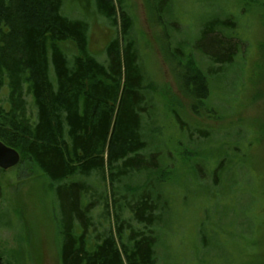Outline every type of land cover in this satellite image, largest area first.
<instances>
[{
    "label": "trees",
    "instance_id": "1",
    "mask_svg": "<svg viewBox=\"0 0 264 264\" xmlns=\"http://www.w3.org/2000/svg\"><path fill=\"white\" fill-rule=\"evenodd\" d=\"M124 1L91 0L96 13L117 33L107 44L102 63L88 50V22L63 15V0H0V88H8L9 103L7 111L0 107V141L19 153V176L37 175L49 186L54 201L62 202L63 195L67 200L56 231L59 264H158L155 248L174 219L173 198L165 188L172 177L180 176L177 160L186 174L199 181L210 179L212 189L232 183L229 196L216 202L212 194L215 207L209 195L197 207L202 214L196 226L199 249L194 250L198 264H264V226L258 221L264 210L256 204L258 198L264 203V176L254 182L252 171L258 170L248 161L254 144L251 131H225L220 139L211 140L216 144L213 152L206 148L204 155L199 152L193 159L184 139L195 132L206 140L211 131L182 118L217 121L233 111L239 100L233 98L236 84L227 82L224 87L222 82L235 68L243 80L249 46L242 27L248 13L264 25V0H203L224 8L219 14L199 13L195 44L166 35L167 48L178 46L171 55L164 49L162 53L167 54L174 84L187 106L167 95L168 90L151 91L132 35L133 16ZM233 5L237 7L232 9ZM65 42L77 51L71 58L61 47ZM226 87L234 91L230 101ZM25 96L31 98L34 119L27 116ZM153 96L156 105L149 102ZM226 101L228 109L222 106ZM160 113L173 122L176 135L166 136L158 128L149 134ZM172 142L174 149L187 151L175 155ZM243 171L250 180L240 179L236 187ZM93 173L103 182L108 176L110 205L105 193L99 197L106 210H112L113 226L91 240L87 230L97 200L93 182L86 179ZM141 174L143 179L131 181ZM78 176L84 179H75ZM240 195L256 201L250 197L252 202L238 206ZM240 208L247 209L246 214L235 215ZM125 211L129 219L121 217ZM0 264H8L1 252Z\"/></svg>",
    "mask_w": 264,
    "mask_h": 264
},
{
    "label": "rangeland",
    "instance_id": "2",
    "mask_svg": "<svg viewBox=\"0 0 264 264\" xmlns=\"http://www.w3.org/2000/svg\"><path fill=\"white\" fill-rule=\"evenodd\" d=\"M124 4L126 10L133 16L132 35L136 40L143 72L150 80L151 91L154 94V90H168L167 95L175 96L177 101H181L187 106V102L184 101L174 84L175 77L171 74L172 66L166 59L167 54L164 53V56L162 53L164 49L171 55L174 51L172 48L178 46L172 45L167 48L164 43L166 35L172 36L174 41L184 40L188 44H195L197 40L196 26L200 19V17L198 18L199 13L211 11L219 14L223 11V5L214 3L210 5L212 3L203 0H177L176 3L175 0H125ZM236 4L239 6L238 1ZM236 7L233 5L231 8ZM62 14L71 19L88 22V50L98 61L106 63L105 48L117 36V33L116 30L108 26L104 18L96 13L91 0H63ZM247 15L249 16L248 23H244L242 27L247 41L245 45L249 46L248 62L245 65L246 72L243 80L238 79L237 76L240 77L241 72L239 68H235V71L228 73V79L222 82L224 87L227 82L236 84L237 92L233 98L237 97L236 99L239 100L234 102L233 111L227 117L217 121H203L193 115L191 117L182 115V118L191 125H194L196 120L197 124L202 123L211 131L210 137L206 140L199 139L195 132L188 140L184 139L186 149L195 156L193 159L197 158L199 152L204 155L203 152L206 148L213 152L214 146H216L212 143L213 140L220 139L225 131L236 128L250 130L254 144L251 146L248 161L251 168L258 170L257 172L252 171L254 182L257 184L264 176V46H259L264 41V25L258 22L254 13ZM61 47L68 58L77 54L70 42L62 43ZM255 62L257 66L254 65ZM225 92V97L229 96L230 101L234 91L232 92L226 87ZM7 98L8 88L4 85L0 88V107L5 111L9 109ZM25 99L27 101V116L34 119L35 112L31 98L25 96ZM217 101L219 102L218 99ZM229 101L222 102V106L228 109L227 102ZM149 102L155 105L159 103L157 96L150 98ZM155 105H152L151 108L148 106L149 110H153ZM151 125L152 127L148 130L149 134L157 128L166 136L175 133L173 122L165 118L162 113ZM159 138L163 139V136ZM172 146L171 151L173 152V142ZM187 150L174 149L173 153L183 155ZM176 163L179 165L180 176L179 178L172 177L174 181L165 188L170 198H173L171 211L173 210L174 219L171 225L167 226L169 229L165 231V234L161 235V241L155 248L156 259L158 264H198L194 250L199 249L196 240V226L199 219L202 218V214L197 207L203 203L205 195H209V203L215 207V203H212L214 196L216 195V202L222 198L221 196H229L230 192L227 188L232 183H228L219 190L212 189L209 185L210 179L203 177V181L200 179V182L189 171L190 174H186L187 170L181 160H177ZM190 165L192 166V164ZM19 175L20 168L18 166L3 170L1 173L4 196L0 201V252L8 264H59L56 231L60 228L59 221L64 215V208L66 209L68 206L67 200L63 195L62 202L58 199L54 201V195L49 186L42 179L37 178V175H32L29 178ZM140 176L143 179L142 174L134 175L131 177V181L136 182ZM75 179L82 180L84 177L78 176ZM240 179L250 180V175L246 171L241 172L235 183L236 187L241 182ZM86 181L93 182L95 190L93 198L97 200L90 212L92 223L87 230L89 238L94 240L96 236L106 233L109 227L113 226L112 210H106L103 198L102 196L100 198L99 195L105 193L109 205L112 196L110 195L108 176L103 182L100 176L93 173ZM199 185H202L200 193L196 191ZM212 194L215 195L212 197ZM250 197V195H240L237 198L238 206L245 207L247 203L252 202L253 198ZM256 204L264 210L262 199L258 198ZM251 206L253 205L251 204ZM246 210L245 208L237 209L238 213L235 215L246 214ZM260 215L258 221L264 226V214ZM121 217L129 219L130 215L125 211ZM228 217L223 220L227 221ZM132 224L136 228L141 227L133 221ZM197 256H203V253L201 252L200 256Z\"/></svg>",
    "mask_w": 264,
    "mask_h": 264
},
{
    "label": "water",
    "instance_id": "3",
    "mask_svg": "<svg viewBox=\"0 0 264 264\" xmlns=\"http://www.w3.org/2000/svg\"><path fill=\"white\" fill-rule=\"evenodd\" d=\"M19 153L0 141V169L7 170L19 163Z\"/></svg>",
    "mask_w": 264,
    "mask_h": 264
}]
</instances>
